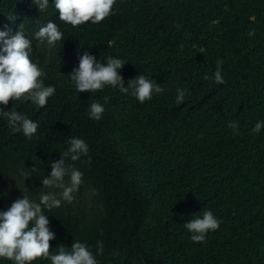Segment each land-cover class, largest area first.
<instances>
[{"label": "trees", "instance_id": "1", "mask_svg": "<svg viewBox=\"0 0 264 264\" xmlns=\"http://www.w3.org/2000/svg\"><path fill=\"white\" fill-rule=\"evenodd\" d=\"M26 10L24 0H2L0 25ZM167 27L172 32L162 35ZM59 47L62 61L45 73L60 92L55 120L81 124L93 102L105 110L102 144L87 141V156L66 161L83 172L82 183L71 203L49 213L51 225L59 223L49 225L55 233L50 253L77 240L96 255L95 244L106 239L127 248L105 245L99 264H264V129L252 131L264 120V0H115L108 17L72 29ZM80 51L101 62L109 56L125 61V86L143 74L165 91L144 103L112 86L77 93L68 70ZM217 60H223V84L210 78ZM177 88L187 90L180 104ZM230 121L239 122L238 134L227 127ZM123 126L125 147L118 133ZM24 138L0 118V210L22 193L38 200L52 190L42 188L41 178L51 171L58 142L44 140L59 134L47 125L39 138ZM116 147L122 154L112 160ZM26 160L32 165L13 192L2 167L10 172ZM101 177L119 183L97 189L92 201L84 187ZM206 210L220 225L193 242L183 224ZM110 213L118 216L108 220Z\"/></svg>", "mask_w": 264, "mask_h": 264}, {"label": "clouds", "instance_id": "2", "mask_svg": "<svg viewBox=\"0 0 264 264\" xmlns=\"http://www.w3.org/2000/svg\"><path fill=\"white\" fill-rule=\"evenodd\" d=\"M114 4L115 0H24L27 9L25 13H19L6 24L0 25V118L8 122L13 132L22 133L24 139L34 136L39 138L47 125L59 134V138L44 140L54 139L58 142L54 147L58 153L49 164L51 171L48 176L41 178L42 188L52 190L41 192L38 200L22 193V196L10 198L8 201L19 197L5 210H0V259L14 264H32L37 258H45L51 264H99L96 255L102 254L105 245L119 250L127 248L118 241L107 243L105 236H102L105 244H95L96 255L87 244L77 240H70V247L58 245L55 254L49 251V241L55 239V233L49 225L59 226L57 219L51 225L49 213L63 202L71 203L74 200L73 193L79 190L82 183L83 172L66 161H76L87 156V141L102 144V141L98 142L101 137L100 127L103 126L99 120L105 109L101 103H91L87 107L88 120L84 118L81 124L79 120L75 125L71 121L66 124L55 120L58 114L53 112V108L55 103H59L60 92L56 90L55 83L45 77V73L53 74L55 62L62 61L58 50L63 35L71 33L72 29L101 22L112 13ZM48 7L52 9L51 13ZM26 27H29L28 31H25ZM168 32L172 31L167 27L162 35ZM74 47L82 50L85 48L80 44ZM77 56L78 64L70 72L73 60L68 70L70 85L73 84L77 93L95 92L105 86H112L144 103L151 100L153 94L165 91L161 84L143 74L130 79L125 86L120 70L126 62L120 58L109 56L101 62L88 51H80L76 53ZM222 65L223 60H217L216 70L210 77L217 84L224 83ZM186 91L176 89L177 104L185 100ZM227 127L233 134H238V121H230ZM118 128V133H121L119 143L125 147L127 138L123 137L127 130L124 126ZM262 129L264 120H258L252 131L259 133ZM122 149L111 148L112 156L108 158L114 160L119 157ZM27 165H32V162L26 160L10 172L2 167L11 191L15 192L13 183L22 178L20 174ZM89 181V186L84 188L91 192L88 195L92 201L96 199L97 189L103 190L119 183V179L104 180V177ZM106 215L110 216L108 220L118 216L114 213ZM183 225L193 242H203L209 231L218 229L220 220L211 210H206L202 215L188 219Z\"/></svg>", "mask_w": 264, "mask_h": 264}]
</instances>
